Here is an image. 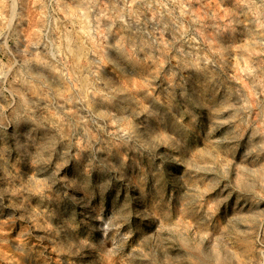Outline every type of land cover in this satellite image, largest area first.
I'll return each instance as SVG.
<instances>
[{
    "label": "rangeland",
    "instance_id": "obj_1",
    "mask_svg": "<svg viewBox=\"0 0 264 264\" xmlns=\"http://www.w3.org/2000/svg\"><path fill=\"white\" fill-rule=\"evenodd\" d=\"M11 8L8 0L0 14V264H135L127 254L161 224L176 235L197 225L199 215L190 209L224 165L233 184L243 176L257 192L264 188V30L254 16L240 14L247 6L235 0H16ZM193 92L202 131L189 115L183 119L187 151L171 153L178 160L165 158L161 144L152 161L140 144L174 135L185 113L177 102ZM133 111L141 115L132 118ZM122 130L140 144L125 143ZM225 136L239 138L213 143ZM65 153L68 163L57 170ZM49 155L52 162L43 163ZM77 155L85 158L79 172ZM93 155L129 176L137 185L132 195L143 190L149 168L153 187L161 179L157 169L173 175L163 206L158 199L137 204L152 219L114 258L81 247L91 235L87 217L95 213L84 206L89 194L74 182ZM193 158L207 170L190 169ZM93 178L98 209L104 179ZM116 192H108L109 205ZM219 198L218 189L205 194L201 211ZM210 231L205 264H264V200L254 193L234 195ZM162 264H171L169 255Z\"/></svg>",
    "mask_w": 264,
    "mask_h": 264
},
{
    "label": "clouds",
    "instance_id": "obj_2",
    "mask_svg": "<svg viewBox=\"0 0 264 264\" xmlns=\"http://www.w3.org/2000/svg\"><path fill=\"white\" fill-rule=\"evenodd\" d=\"M237 6H247L246 11H242L240 14L244 16H254L255 22L259 28L264 30V0H235ZM16 0H11V6L14 8ZM8 7V0H0V14H2L3 8ZM252 23L251 20L248 21ZM107 39V37H105ZM107 98V97H105ZM115 99V96L112 97ZM178 105L180 108H185L184 117L181 122L172 127L174 135L167 140H161L158 143L140 144L139 138L134 136L131 130H122L125 143L128 140L135 139L140 147H149V155L152 161L155 160L156 150H158L161 144L167 150L165 152V158L178 160V156H172L171 153H183L187 151V146L183 141L186 126L183 123V119H186L189 115L192 116L191 124L194 127H199L202 131V126L198 124L196 118V111L198 107V99L196 93L193 92L191 96L185 95L183 99L179 100ZM179 110V109H177ZM141 113L133 111L132 118L140 116ZM141 123H145L141 121ZM147 122L145 127L147 128ZM164 126H168L167 118H164ZM221 124H227L229 121H220ZM239 137L225 136L222 140L213 141L214 144H221L225 141L238 139ZM76 168L79 169L84 165V159L77 155ZM45 164L52 162L51 155L42 160ZM68 163L67 153H65L62 163L57 165V170L62 169ZM188 167L194 171L207 170L204 167H198L195 163V158L188 161ZM227 165H224L218 172L217 178L200 193L199 198L194 201L193 207L190 212L193 215H199L198 223L195 227L186 229L175 234V230L166 228L163 224L156 229L155 233L150 237H145L141 241V245L137 248H133L130 253L127 254L129 261L135 260V264H162V258L164 255H169L171 264H186V258L193 259V264H205V257L202 251L204 242L211 238L215 217L219 215L222 208H226L230 205L232 198L237 193L247 194L254 193L255 196L264 200V188L260 192L256 191V186L253 182L245 179L243 176L237 178L236 183L233 184L228 177ZM214 170V169H213ZM157 174L161 176V179L153 187L151 181L152 176L151 168L145 171L141 183L143 190L137 192L136 195L132 193L136 190L137 185L133 184L129 176L126 173H121L119 170H113L108 165H100L93 155L92 159L88 162L87 168L79 173L77 180L74 182V186L77 188L82 187L85 192L90 196L87 203L84 205L89 209H93L94 215H89L87 220L91 235L81 247L85 248L89 252H95L97 250L105 251L110 257H118L125 253L130 244L145 231L146 222H150L152 219L151 213L145 214L140 211L137 204L143 205L150 199H158L160 206H163L164 201L167 199V188L171 185L173 175L170 172H165L163 169H157ZM99 176L104 179V183L99 185V193L101 205L98 209L93 206V201L96 199L95 190L98 182L93 178ZM164 176L168 179L165 180ZM53 183H55V177H53ZM117 189L116 195L112 200L111 205L108 203V192ZM219 190L220 198L215 200L211 207L207 211H201L204 209L207 201L204 200V195L213 191ZM124 193L122 201L121 197ZM255 198V197H254ZM158 219V217H157ZM203 229L206 232L205 236H201L199 229ZM195 232L196 235H190L189 233ZM99 233L97 236L96 234ZM179 239L182 243L179 247L175 245V241ZM168 240H172L173 244L169 245ZM145 249L147 251H145ZM161 249H165V252H161ZM172 255H178L180 259L172 260Z\"/></svg>",
    "mask_w": 264,
    "mask_h": 264
},
{
    "label": "bare ground",
    "instance_id": "obj_3",
    "mask_svg": "<svg viewBox=\"0 0 264 264\" xmlns=\"http://www.w3.org/2000/svg\"><path fill=\"white\" fill-rule=\"evenodd\" d=\"M11 9H13V8H11ZM88 25V24H87Z\"/></svg>",
    "mask_w": 264,
    "mask_h": 264
}]
</instances>
